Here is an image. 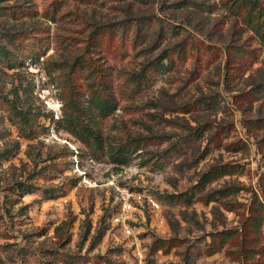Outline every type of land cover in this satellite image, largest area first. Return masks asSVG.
Here are the masks:
<instances>
[{"label": "rangeland", "instance_id": "obj_1", "mask_svg": "<svg viewBox=\"0 0 264 264\" xmlns=\"http://www.w3.org/2000/svg\"><path fill=\"white\" fill-rule=\"evenodd\" d=\"M252 21L225 0H0V264H68L60 253L75 264H238L202 251L211 232L241 229L248 207L264 204V36ZM82 52L110 73L116 104L92 108L79 74L81 102L106 145H128L124 162L64 126L63 69ZM227 163L204 189H234L225 197L168 202ZM124 188L160 203L158 214L139 205L131 234L110 220ZM156 236L180 240L152 252ZM248 244L264 260V223Z\"/></svg>", "mask_w": 264, "mask_h": 264}, {"label": "trees", "instance_id": "obj_2", "mask_svg": "<svg viewBox=\"0 0 264 264\" xmlns=\"http://www.w3.org/2000/svg\"><path fill=\"white\" fill-rule=\"evenodd\" d=\"M227 7L242 14L247 21H252L257 26L263 28L262 35L264 36V4L262 0H225ZM21 37L8 38L9 47L5 54L8 64L11 66L18 65L21 61L20 53L23 51V42ZM32 50V48H30ZM5 51V49H4ZM6 52V51H5ZM32 53V51L30 52ZM64 88L62 97L63 106V121L64 126L77 138H79L86 146L90 147L94 152L106 151L110 157L118 162L125 161L127 152V144L120 143L117 146H110L104 143L103 133L99 126L96 125L92 115V109L83 105L81 102V88L76 78L80 75L89 77L86 85L88 88L93 87L94 107L100 114H106L116 104V99L111 93V77L103 67L99 66L94 58L80 53L74 61L64 67ZM88 79V78H87ZM98 95V96H97ZM8 110L11 114L18 116L28 126L27 137L36 135L35 127L30 117L25 112L17 109V101L8 98L4 99ZM256 122L254 121V124ZM264 124V123H261ZM233 170L232 165L227 164H212L203 171L196 183L190 188L178 192L167 194V200L170 203H182L190 205L193 201L201 199L206 203L212 200H219L225 197L229 192L233 191L231 187L216 188L210 191H204L206 185L216 178ZM31 189H28L30 191ZM223 204L228 206V201L224 200ZM230 209V208H229ZM264 223V204L256 202L255 205L248 207V215L245 217L241 229L238 228H223L211 232L210 241L207 242L202 252L212 254L216 251L224 249L225 252L233 259L238 261V264H264V260L254 258L256 251L255 247L250 246L249 242H256L257 236ZM102 231L100 232V234ZM180 239L175 237L164 238L156 236L151 244V251L159 249L168 252L171 247ZM231 245V247H228ZM61 259L68 264H75L76 260L73 256L60 253ZM22 264H27L25 261Z\"/></svg>", "mask_w": 264, "mask_h": 264}, {"label": "built area", "instance_id": "obj_3", "mask_svg": "<svg viewBox=\"0 0 264 264\" xmlns=\"http://www.w3.org/2000/svg\"><path fill=\"white\" fill-rule=\"evenodd\" d=\"M142 203H145L152 212L158 214L160 203L152 195L141 191L122 189L120 191V203L111 215V222L120 225L126 234H131L130 222L136 220L135 213Z\"/></svg>", "mask_w": 264, "mask_h": 264}]
</instances>
